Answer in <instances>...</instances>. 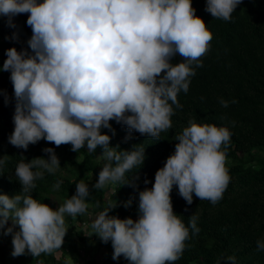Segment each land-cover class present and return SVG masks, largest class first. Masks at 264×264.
Here are the masks:
<instances>
[{"label": "clouds", "instance_id": "obj_1", "mask_svg": "<svg viewBox=\"0 0 264 264\" xmlns=\"http://www.w3.org/2000/svg\"><path fill=\"white\" fill-rule=\"evenodd\" d=\"M241 3L206 0L205 11L230 21ZM22 13H29L31 52L7 49L0 68L10 72L14 89V130L8 142L24 150L41 139L56 146L70 144L74 152L85 146L90 153L100 148L105 162L93 188L122 181L127 171L144 163L145 149L118 151L102 129L115 134L110 124L115 120L129 133L159 139L172 127L173 105L182 108L178 93L188 92L212 33L196 15L192 0H0V16L8 18V26L14 28L12 18ZM177 54L183 60L174 64ZM220 103L228 107L223 98ZM230 138L226 126L189 119L152 187L139 191L135 220L110 216L116 206L110 202L102 211L89 212V185L82 179L75 182V194L55 210L34 198L35 181L61 167L55 150L45 148L47 158L17 164L21 194H0V233L11 235L14 257L26 252L58 256L68 230L65 215L85 216L92 235L111 242L113 260L123 256L128 264H174L183 254L189 230H200L197 215H191L186 226L174 213L170 193L176 186L189 205L193 194L212 204L221 200L231 179L222 150ZM6 156L0 158V168ZM257 251H264V239L257 241ZM223 262L236 264L235 256Z\"/></svg>", "mask_w": 264, "mask_h": 264}, {"label": "trees", "instance_id": "obj_2", "mask_svg": "<svg viewBox=\"0 0 264 264\" xmlns=\"http://www.w3.org/2000/svg\"><path fill=\"white\" fill-rule=\"evenodd\" d=\"M192 6L212 33L209 49L200 57L202 67L193 66L195 75L190 77L188 92L178 93L182 108L173 105L172 127L161 132L159 139L136 131L129 133L125 125L115 120L110 121L115 134L102 129V134L111 136L110 146H118V151L131 150L132 147L145 149L142 165L127 171L122 181L104 189L93 188L103 167L96 159L102 156L100 148L90 153L85 146L74 152L70 144L56 146L41 139L24 150L8 142V136L14 130V89L10 72L0 71V141L4 147L3 156L7 155L6 164L0 168V194H21L22 185L15 177L17 164L21 160L47 158L43 149L51 147L61 167L55 174L44 172L43 178L35 181L36 187L31 192L34 198L57 209L50 201V195L55 194L63 203L76 190V183L61 171L71 173V168L77 167L90 176L86 182L90 193L86 198L89 211H102L110 202L116 204L110 210V216L138 218L139 191L152 187L156 171L174 152L178 143L175 137L188 126L189 119L201 124L226 126L231 138L228 147L222 150L226 151L225 166L231 179L222 199L212 204L193 194V202L189 205L179 195L176 186L170 193L174 213L186 226L190 223V216L197 215L200 230L198 234L189 230L190 238L185 242L183 254L174 264H224V258L233 255L236 264H264V251H257V241L264 239V153H261L264 152V0H242L230 21L216 19L205 11L206 0H192ZM28 15L22 13L13 17L14 28L8 26L7 17L0 16V68L7 58V49L15 47L17 51L26 49L31 52L27 44L32 35L26 23ZM182 60L183 57L177 54L172 63ZM5 95L9 98L8 104H5ZM221 98L228 101V107L221 105ZM145 180L149 183L145 184ZM57 181L62 183L59 189H54ZM97 202L99 207H96ZM64 241L68 242L70 250L75 251L74 241L68 236ZM99 243L106 251H111L110 241ZM25 255L27 259L20 258L16 264H66L52 254L33 257L26 252ZM0 264H7L1 246Z\"/></svg>", "mask_w": 264, "mask_h": 264}, {"label": "rangeland", "instance_id": "obj_3", "mask_svg": "<svg viewBox=\"0 0 264 264\" xmlns=\"http://www.w3.org/2000/svg\"><path fill=\"white\" fill-rule=\"evenodd\" d=\"M3 149L4 147L0 141V158H2L4 155ZM261 153L263 154L264 152L261 151ZM96 159L100 165H103L105 162L102 156H98ZM71 169V173L65 171H61V173L65 176L70 177V179L73 180L74 183L80 181L81 179L85 183L89 182L90 176L87 172H82L77 167H73ZM50 201L54 203V206L56 208H58L59 205L62 204L59 197H57L53 193L50 195ZM89 212L96 213L93 210ZM132 219L135 220L137 218ZM8 224L11 225V221H9ZM65 227L68 229L65 236H68L70 240L74 241L75 251L70 250L69 247H67L68 242L64 241L62 248L58 250L59 255L57 256L56 254H52L56 259H63L66 264H68V262H70V264H98L99 262H103L104 264H128V261L125 260L123 256H121L118 260H113L112 246L111 251H106L104 246H101V244L99 243L101 239L96 235H92V230L89 226L87 218L85 219V216L72 217L69 215H65ZM11 241V235L5 236L0 233V246L6 254L7 264H16V262H18L20 258L27 259V255L25 254L15 257L12 255L13 246ZM25 264L29 263L25 262ZM33 264L39 263L35 262Z\"/></svg>", "mask_w": 264, "mask_h": 264}]
</instances>
